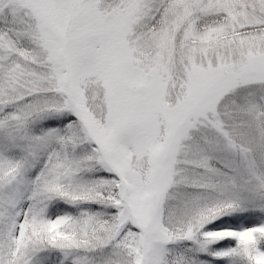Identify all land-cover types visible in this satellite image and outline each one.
<instances>
[{"label":"snow or ice","instance_id":"snow-or-ice-1","mask_svg":"<svg viewBox=\"0 0 264 264\" xmlns=\"http://www.w3.org/2000/svg\"><path fill=\"white\" fill-rule=\"evenodd\" d=\"M0 264H264V0H0Z\"/></svg>","mask_w":264,"mask_h":264}]
</instances>
